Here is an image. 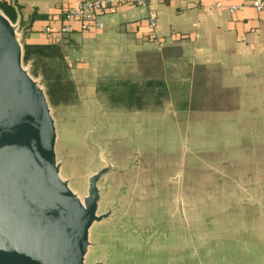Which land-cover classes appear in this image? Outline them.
<instances>
[{
  "label": "rangeland",
  "instance_id": "374dc122",
  "mask_svg": "<svg viewBox=\"0 0 264 264\" xmlns=\"http://www.w3.org/2000/svg\"><path fill=\"white\" fill-rule=\"evenodd\" d=\"M65 64L74 92L67 104L49 103L61 177L85 195L87 177L101 167L93 144L121 170L103 177L101 211L114 200L117 206L110 221L95 226L97 239L174 255L186 245L238 238V226L264 230V62L244 78L208 76L214 87L185 112L168 107L147 80L89 86ZM24 66L31 74L30 63ZM31 76L45 90L41 74ZM117 82L136 86L134 101L117 98Z\"/></svg>",
  "mask_w": 264,
  "mask_h": 264
},
{
  "label": "water",
  "instance_id": "95a60500",
  "mask_svg": "<svg viewBox=\"0 0 264 264\" xmlns=\"http://www.w3.org/2000/svg\"><path fill=\"white\" fill-rule=\"evenodd\" d=\"M15 12L12 22L0 10V264H264V230L255 233L253 224L237 225L238 238L186 245L174 255L94 236L117 206L114 200L101 211L103 177L121 170L93 144L101 167L87 177L85 195L61 177L55 121L40 79L24 66Z\"/></svg>",
  "mask_w": 264,
  "mask_h": 264
},
{
  "label": "crops",
  "instance_id": "0c3cea01",
  "mask_svg": "<svg viewBox=\"0 0 264 264\" xmlns=\"http://www.w3.org/2000/svg\"><path fill=\"white\" fill-rule=\"evenodd\" d=\"M250 1L146 0L143 7L122 6L100 16V31L79 32L72 24V32L64 35L58 33L61 14L80 0H15L10 5L21 18L22 44H55L73 78L89 86L108 78L188 83L190 110L214 87L209 88L208 76L244 78L264 62V12L254 10ZM149 12L156 19L153 28ZM32 16L40 19L30 21ZM152 34L158 43L151 41Z\"/></svg>",
  "mask_w": 264,
  "mask_h": 264
},
{
  "label": "trees",
  "instance_id": "16d2710c",
  "mask_svg": "<svg viewBox=\"0 0 264 264\" xmlns=\"http://www.w3.org/2000/svg\"><path fill=\"white\" fill-rule=\"evenodd\" d=\"M6 1H9V3ZM11 2H15V0H0V10L14 22L16 16L14 7L10 5ZM36 19H40V17L32 16L30 21ZM23 51V62L24 64L30 63L31 74L34 76H37L38 73L41 74L49 103L51 105L69 103L74 88L72 82L65 74L67 66L63 60L60 48L53 43L45 45L23 44ZM145 85L157 90L158 96L163 97L164 100L170 101L175 111L185 112L188 110L190 103L188 83L157 79L147 80ZM114 88L118 89L117 98L124 96L123 98L129 102L134 101L136 95V92H134V88L136 89L135 85L117 82ZM113 103H119V100H113Z\"/></svg>",
  "mask_w": 264,
  "mask_h": 264
},
{
  "label": "built area",
  "instance_id": "2783aa9c",
  "mask_svg": "<svg viewBox=\"0 0 264 264\" xmlns=\"http://www.w3.org/2000/svg\"><path fill=\"white\" fill-rule=\"evenodd\" d=\"M146 0H80L75 8L62 12L60 17L59 34H70L73 30L72 24H76V30L89 33L100 31L103 28L99 18L105 14H115L122 6L143 7ZM250 6L257 12H264V0H251ZM239 9V8H238ZM230 13L233 9L229 10ZM148 24L151 28L155 26L156 19L153 12H149ZM50 33L51 30H45ZM152 42L158 43V38L151 35Z\"/></svg>",
  "mask_w": 264,
  "mask_h": 264
}]
</instances>
